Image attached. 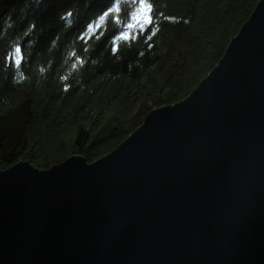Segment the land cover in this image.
<instances>
[{
    "label": "water",
    "instance_id": "water-1",
    "mask_svg": "<svg viewBox=\"0 0 264 264\" xmlns=\"http://www.w3.org/2000/svg\"><path fill=\"white\" fill-rule=\"evenodd\" d=\"M0 264H264V0L106 155L0 170Z\"/></svg>",
    "mask_w": 264,
    "mask_h": 264
},
{
    "label": "trees",
    "instance_id": "trees-1",
    "mask_svg": "<svg viewBox=\"0 0 264 264\" xmlns=\"http://www.w3.org/2000/svg\"><path fill=\"white\" fill-rule=\"evenodd\" d=\"M257 1L0 0V168L110 152L193 90Z\"/></svg>",
    "mask_w": 264,
    "mask_h": 264
},
{
    "label": "rangeland",
    "instance_id": "rangeland-1",
    "mask_svg": "<svg viewBox=\"0 0 264 264\" xmlns=\"http://www.w3.org/2000/svg\"><path fill=\"white\" fill-rule=\"evenodd\" d=\"M256 3H257V2H256ZM255 5H256V4H255ZM254 7H255V6H254ZM143 12H144V10L142 9V10H141L140 17L142 16ZM250 14H251V13H250ZM246 20H247V19H246ZM246 20H245V21H246ZM135 23H137V20H136ZM241 25H242V24H241ZM240 27H241V26H240ZM237 32H238V31H237ZM236 34H237V33H236ZM236 34H235V35H236ZM235 35H234V36H235ZM228 43H229V42H228ZM227 45H228V44H227ZM224 51H225V50H224ZM223 53H224V52H223ZM15 54H18V51H15ZM222 55H223V54H222ZM218 60H219V59H218ZM215 64H216V63H215ZM215 64H214V65H215ZM212 68H213V67H212ZM212 68H211V69H212ZM211 69H210V70H211ZM210 70H209V71H210ZM207 74H208V73H207ZM202 79H203V78H202ZM200 81H201V80H200ZM200 81H199V82H200ZM197 85H198V84H197ZM197 85H196V86H197ZM196 86H195V87H196ZM195 87H194V88H195ZM194 88H193V89H194ZM189 94H190V93H189ZM189 94H188V95H189ZM177 102H178V101H177ZM157 107H158V106H157ZM145 116H146V115H145ZM145 116H144V117H145ZM143 119H144V118H143ZM142 121H143V120H142ZM141 123H142V122H141ZM141 123H140V124H141ZM140 124H139V125H140ZM139 125H138V126H139ZM138 126H137V127H138ZM137 127H136V128H137ZM136 128H135V129H136ZM135 129H134V130H135ZM128 135H129V134H128ZM126 137H127V136H126ZM126 137H125V138H126ZM125 138H124V139H125ZM119 143H120V142H119ZM119 143H118V144H119ZM118 144H117V145H118ZM117 145H116V146H117ZM116 146H115V147H116ZM115 147H114V148H115ZM114 148H113V149H114ZM106 154H107V153H106ZM106 154H105V155H106ZM77 155H80V154H77ZM81 156L84 157L83 155H81ZM103 156H104V155H103ZM84 158H85V157H84ZM85 160H86V159H85ZM20 161H27V162H29L31 165H33V164H32L30 161H28V160H20ZM86 161H87V163H89V162H93V161H95V160H93V161H88V160H86ZM14 164H15V163H14ZM14 164H13V165H14ZM13 165H11V166H13ZM11 166H9V167H11ZM33 166H34L35 168H37V169H41V170H46V169L49 168V167H47V168H39V167H37V166H35V165H33ZM6 168H7V167H6ZM6 168H4V169H6ZM4 169H3V168H0V170H4Z\"/></svg>",
    "mask_w": 264,
    "mask_h": 264
}]
</instances>
